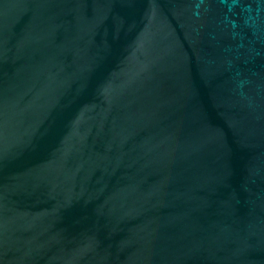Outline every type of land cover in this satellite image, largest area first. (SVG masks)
<instances>
[{
	"label": "water",
	"instance_id": "95a60500",
	"mask_svg": "<svg viewBox=\"0 0 264 264\" xmlns=\"http://www.w3.org/2000/svg\"><path fill=\"white\" fill-rule=\"evenodd\" d=\"M0 264H264V0H0Z\"/></svg>",
	"mask_w": 264,
	"mask_h": 264
}]
</instances>
